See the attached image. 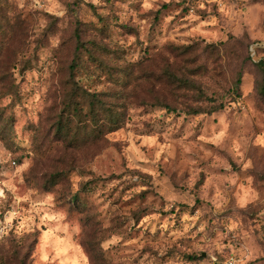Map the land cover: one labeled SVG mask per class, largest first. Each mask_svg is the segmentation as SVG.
Instances as JSON below:
<instances>
[{
  "label": "rangeland",
  "instance_id": "1",
  "mask_svg": "<svg viewBox=\"0 0 264 264\" xmlns=\"http://www.w3.org/2000/svg\"><path fill=\"white\" fill-rule=\"evenodd\" d=\"M263 81L264 0H0V264H264Z\"/></svg>",
  "mask_w": 264,
  "mask_h": 264
},
{
  "label": "trees",
  "instance_id": "2",
  "mask_svg": "<svg viewBox=\"0 0 264 264\" xmlns=\"http://www.w3.org/2000/svg\"><path fill=\"white\" fill-rule=\"evenodd\" d=\"M76 58H77V57H76ZM76 58H75V59H76ZM75 59H74V61H73V64H74V65L77 63V62H75ZM261 63H263V61H261ZM182 82H183L184 84H188V83H189V81H188L187 79H183ZM239 82H240V78H238L237 81H236V90H235L236 93H237V89H238ZM263 82H264V81H263ZM259 91H260L261 94L264 95V83L259 87ZM166 108H167V109H170L168 106H166ZM76 110H77V109H76ZM193 112H194V113H197V112H201V111H200L199 109H193Z\"/></svg>",
  "mask_w": 264,
  "mask_h": 264
},
{
  "label": "built area",
  "instance_id": "3",
  "mask_svg": "<svg viewBox=\"0 0 264 264\" xmlns=\"http://www.w3.org/2000/svg\"><path fill=\"white\" fill-rule=\"evenodd\" d=\"M213 264H243L233 255H228L223 261H214Z\"/></svg>",
  "mask_w": 264,
  "mask_h": 264
}]
</instances>
